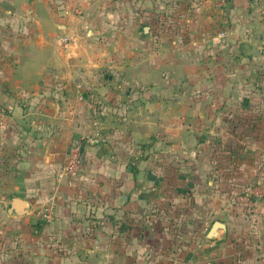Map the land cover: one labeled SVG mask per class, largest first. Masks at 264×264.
Returning <instances> with one entry per match:
<instances>
[{"label": "crops", "instance_id": "0c3cea01", "mask_svg": "<svg viewBox=\"0 0 264 264\" xmlns=\"http://www.w3.org/2000/svg\"><path fill=\"white\" fill-rule=\"evenodd\" d=\"M105 2L63 0L60 21L51 0H0V264H264V203L244 192L264 184V0L216 18L204 2L186 45L153 51L101 47ZM163 134L185 171L165 203L129 147ZM70 143L80 171L59 177Z\"/></svg>", "mask_w": 264, "mask_h": 264}, {"label": "rangeland", "instance_id": "374dc122", "mask_svg": "<svg viewBox=\"0 0 264 264\" xmlns=\"http://www.w3.org/2000/svg\"><path fill=\"white\" fill-rule=\"evenodd\" d=\"M51 2V8L57 14L58 20L63 21V0H51ZM216 2L219 1L106 0L105 5L100 9V17L103 19V22H106V17L113 19L111 20V22H107L106 30L98 34L100 35L98 40H101L99 41L101 42V47L103 45H109V51H122V49L127 48L132 50L134 48H141L145 51H153L154 49H158L159 46L163 48H169L173 46L183 47L190 39L188 33L192 25L191 18L195 14H197L198 11L200 12V14H202V9L199 8L202 7L201 5L203 4L207 6L209 5L210 10L208 9L209 11L207 13L210 14L211 18H216L218 12L216 4H214ZM73 10L74 14L80 15V11H77L74 8ZM103 26L104 25H101L100 27ZM165 81L167 83V81L169 80L167 79ZM170 85L181 86L183 87V90L186 91V87L184 84H178L177 82L175 84H165L164 82L162 95H164V93H168L170 87H172ZM113 90L117 92L116 94L120 95V101H124L128 99H125L127 95H129V97L136 98L139 95V91H141V88L136 86H120V88H116ZM130 90L132 91V93L130 92ZM124 91H126L128 94H125ZM150 91L153 90H151L150 88ZM147 92H149V89L146 90V97H150L151 95ZM87 95L89 100L93 99L92 96L90 97L91 93L87 92ZM88 99H85L86 110L84 109L83 113H86L85 115L88 116L87 118H90V116H94L92 114V111H94V109L97 110L96 107H98L99 104H96L92 101L86 102V100L88 101ZM81 106L82 105H79V107ZM108 107H113V105L109 103ZM90 108L93 110L91 111ZM22 126L23 125L19 124V129L22 130ZM173 140L174 139L170 138L169 135L163 134L161 140L163 143L160 144L162 149L158 148L160 146L159 144L153 145L152 137H148L147 142H144L143 144L131 143L129 146L131 150H138L140 153V157L143 159V162H146L145 168L141 169L143 174L147 176L150 175L152 177L156 175L155 177L161 181V183L158 184V188H156L155 190H147V188L145 189L149 196L153 195L154 192H159V194L163 196V203L167 201L165 197H167L166 195H169L168 192H171L170 194H173L174 192H176V190H180V187H182V185L184 186V182L182 184L181 181L176 180L180 175L185 173L184 168H177L175 166L177 162L180 163L181 160L184 161V158L174 152L173 144L175 143ZM155 148H157V150L159 149L158 152L153 150ZM157 153H160L161 156H158ZM133 161L134 160L132 158L129 159V162L133 163ZM134 165L132 166L133 168L135 167ZM214 186L215 185L213 184V189ZM229 195L230 197L228 198V201L226 203H229L231 206H235V197L231 196V194L226 195V197H228ZM247 197L254 198L250 195ZM154 208L155 202L153 201L152 204L148 205L149 212L150 210H154ZM3 244H5V248L7 246L6 242H4ZM261 257L264 259L263 255H261Z\"/></svg>", "mask_w": 264, "mask_h": 264}, {"label": "built area", "instance_id": "2783aa9c", "mask_svg": "<svg viewBox=\"0 0 264 264\" xmlns=\"http://www.w3.org/2000/svg\"><path fill=\"white\" fill-rule=\"evenodd\" d=\"M261 51L264 52V40L261 42ZM80 147L78 143H70L65 153V159L58 173L59 177H74L79 170ZM244 192L264 203V184L248 185ZM45 220H50L52 216L51 208H47L43 215Z\"/></svg>", "mask_w": 264, "mask_h": 264}, {"label": "water", "instance_id": "95a60500", "mask_svg": "<svg viewBox=\"0 0 264 264\" xmlns=\"http://www.w3.org/2000/svg\"><path fill=\"white\" fill-rule=\"evenodd\" d=\"M27 207V203L25 200L19 198H11L9 201L8 209L11 211L13 210L16 215L24 213ZM223 224L219 221H214L209 230L207 231V237H213L215 230L218 228H222Z\"/></svg>", "mask_w": 264, "mask_h": 264}]
</instances>
